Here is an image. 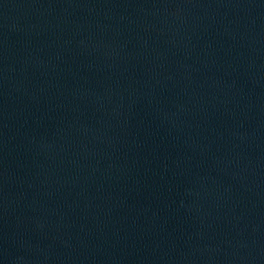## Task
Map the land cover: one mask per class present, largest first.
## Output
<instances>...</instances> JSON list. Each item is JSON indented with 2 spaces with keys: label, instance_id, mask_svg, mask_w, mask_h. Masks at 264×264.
I'll return each mask as SVG.
<instances>
[{
  "label": "water",
  "instance_id": "water-1",
  "mask_svg": "<svg viewBox=\"0 0 264 264\" xmlns=\"http://www.w3.org/2000/svg\"><path fill=\"white\" fill-rule=\"evenodd\" d=\"M0 264H264V0H0Z\"/></svg>",
  "mask_w": 264,
  "mask_h": 264
}]
</instances>
